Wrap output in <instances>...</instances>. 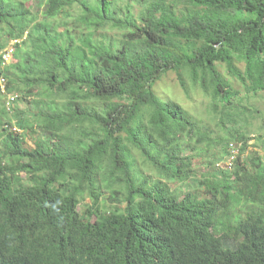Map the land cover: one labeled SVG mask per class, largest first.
I'll return each mask as SVG.
<instances>
[{"label":"trees","instance_id":"1","mask_svg":"<svg viewBox=\"0 0 264 264\" xmlns=\"http://www.w3.org/2000/svg\"><path fill=\"white\" fill-rule=\"evenodd\" d=\"M3 80L0 264H264V0H0Z\"/></svg>","mask_w":264,"mask_h":264},{"label":"rangeland","instance_id":"2","mask_svg":"<svg viewBox=\"0 0 264 264\" xmlns=\"http://www.w3.org/2000/svg\"><path fill=\"white\" fill-rule=\"evenodd\" d=\"M125 1H128V2H133L134 0H125ZM31 5V4H30ZM34 12H35V9H34ZM40 18L42 19V15L40 16ZM114 33V32H113ZM112 33V34H113ZM11 63H13V60L11 61ZM175 77L174 76H170V77H167V78H164L161 82L158 83V89L157 91L159 92V96H161L162 98H165V99H173L175 97V91L171 88L172 85L175 83ZM37 92L38 90H34L32 89L31 91H29L28 93H25V96L28 94V98L24 101H20L18 102V107L21 109V110H27V109H30L31 105H32V102L34 101V98L37 96ZM69 93H66V94H63V93H58L57 94V102H60V101H63L67 98ZM196 96H199V95H194V97ZM259 97L257 98L258 101L253 103L254 105H256L258 108H260L263 113H264V94H260L258 95ZM5 97H0V120H3L4 123H6L7 121H5L4 119V116L3 114L1 113L6 101H5ZM30 117V116H29ZM205 123L207 125H210L209 121H205ZM13 125L15 127L12 128V130L16 133H19V134H22V130L18 129L17 128V125L13 122ZM31 125L34 126L35 128H33V131H30L29 132V135H27V141H26V146L25 147H28V148H31L34 146V143L36 140H42V142L46 141L47 140V136L46 134H44L43 130L42 129H39L37 127H39L38 125H41V123L37 122V121H31ZM263 133H260L259 135H256V134H253L251 135V138L252 140L248 143V146L251 147V151L255 150V146L257 145V147H261L259 146L260 145V142L258 141L259 139V136H261ZM63 138L62 137H59L57 138L56 140H62ZM46 143V142H45ZM0 145H1V140H0ZM228 145V144H227ZM199 147V146H198ZM1 148V146H0ZM238 149H240L239 146H237ZM257 151H259L258 149H256ZM214 152L217 153V155L222 158L223 156V159H220V162L219 164H217V167H216V159L214 158H211L210 160L207 161L206 165H208L209 167H211L212 165H215V166H212V169H214L215 172L218 171V167H220L221 169H227L226 167V164L225 162L229 161L230 159L228 158L229 156H227L226 152H227V148L226 147H218L217 149H214L213 150ZM250 151V152H251ZM261 153L262 150H260ZM197 154V151L193 148H191L190 151H188L187 153H185L186 156H190V155H196ZM237 154V153H235ZM138 156V155H137ZM249 156L248 155H243L241 156V161L243 160H246L248 159ZM195 163V162H194ZM210 163V164H209ZM232 164H234L233 162H230ZM142 170L147 173V175H152V172L153 171H148L147 168L143 167ZM208 169L207 167H204V168H200L197 170V173H198V177H200L201 174H203L204 172L207 173ZM213 171V170H212ZM24 179H26V176H23ZM90 199L86 197V200L80 205L79 207V211L80 213H84V211L87 209V205L90 204ZM111 201L109 200L108 204H110ZM216 235H219L220 233L219 232H215Z\"/></svg>","mask_w":264,"mask_h":264},{"label":"clouds","instance_id":"3","mask_svg":"<svg viewBox=\"0 0 264 264\" xmlns=\"http://www.w3.org/2000/svg\"><path fill=\"white\" fill-rule=\"evenodd\" d=\"M0 86H1V83H0ZM1 90H2V87H1ZM12 95H14V94H12ZM12 95H8L6 97V100H5L6 101V107H7V110L8 111H11V110L8 109L7 103H8L9 97L12 96ZM237 146H239L240 149H238ZM250 148H251L250 146H248V148H246L245 143H243V142H240V141H232L231 140L228 143V145H227V152H226V154H227V156L229 154V157L228 158L229 159L231 158V159L229 161L225 162L226 167H227L226 170H228L229 172H233L235 163L240 161L241 156H243V155H248L249 156V153L251 151ZM235 153H237V154H235ZM230 162H233L234 164H232Z\"/></svg>","mask_w":264,"mask_h":264},{"label":"built area","instance_id":"4","mask_svg":"<svg viewBox=\"0 0 264 264\" xmlns=\"http://www.w3.org/2000/svg\"><path fill=\"white\" fill-rule=\"evenodd\" d=\"M18 42H12L11 44H10V47L4 52L5 53V55H4V60H5V63H7V64H10L11 63V61L13 60V48H14V46L17 44ZM1 87H2V92L3 93H5V90H6V87H5V82H4V80L1 82ZM15 99H16V96L15 95H12V96H10L9 97V99H8V103H7V106H8V109L10 110V105H11V103L12 102H14L15 101Z\"/></svg>","mask_w":264,"mask_h":264}]
</instances>
